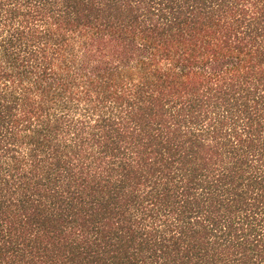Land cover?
I'll list each match as a JSON object with an SVG mask.
<instances>
[{"label":"trees","instance_id":"trees-1","mask_svg":"<svg viewBox=\"0 0 264 264\" xmlns=\"http://www.w3.org/2000/svg\"><path fill=\"white\" fill-rule=\"evenodd\" d=\"M0 264H264V0H0Z\"/></svg>","mask_w":264,"mask_h":264}]
</instances>
